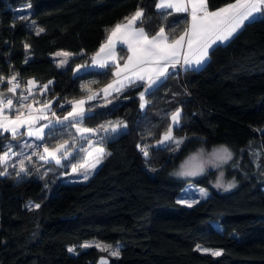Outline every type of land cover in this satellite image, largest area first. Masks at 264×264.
<instances>
[{
    "label": "trees",
    "instance_id": "obj_1",
    "mask_svg": "<svg viewBox=\"0 0 264 264\" xmlns=\"http://www.w3.org/2000/svg\"><path fill=\"white\" fill-rule=\"evenodd\" d=\"M231 1L208 0V6ZM156 3L0 0V75L18 73L19 93L30 77L40 82L39 88L52 81L34 98H53L54 110L65 113L71 106L68 101L111 78L112 65L80 72L74 67L90 60L116 22L139 7L145 13L139 24L150 34L164 27L175 37L186 29L187 12L165 19ZM25 5L27 13L22 10ZM25 15L29 19L21 20ZM37 27L45 31L37 35ZM60 49L72 52L63 67H57L54 55ZM123 54L122 49L120 59ZM143 85L113 92L115 101L96 103L85 116L83 123L91 128L116 119L127 126L113 137L104 131L98 138L89 135L106 155L87 180H69L65 173L71 159L83 155L87 140L74 126L62 125H56L52 135L49 129L38 148L43 141L48 146L68 139V159L60 165L54 160L29 165L28 174L21 177L15 174L18 168L10 167L8 175L0 176V264H96L101 254L96 246L75 254L68 251L70 245L91 238L121 244L120 256L111 257L109 264H264V136L256 126L264 117V14L246 22L228 42L214 45L198 69H183L181 74L175 70L156 84L145 93L149 103L141 109ZM10 86L7 79L0 84ZM177 107L182 120L173 131L184 136V142L177 151L154 147ZM7 137H0V154ZM218 143L236 150L235 166L228 170L236 186L227 191L216 188L215 172L209 169L194 180L208 186L211 194L191 207L177 203L187 178L171 174L172 168L199 147ZM138 144L150 146L149 157ZM88 160L86 155L79 164ZM30 203L40 207H27ZM197 244L220 247L223 254L198 251Z\"/></svg>",
    "mask_w": 264,
    "mask_h": 264
},
{
    "label": "snow or ice",
    "instance_id": "obj_2",
    "mask_svg": "<svg viewBox=\"0 0 264 264\" xmlns=\"http://www.w3.org/2000/svg\"><path fill=\"white\" fill-rule=\"evenodd\" d=\"M30 8L31 5L29 4ZM157 10L164 13V18L174 15L180 12H189L191 14L190 25L185 31L175 39L170 40L169 34L165 31L164 27H161L159 31L152 36L145 31L143 27H136L137 23H143L144 9L137 8V10L130 16L125 17V22L118 23L112 28L107 37L105 44H102L96 56L92 59V64L99 68L110 67L109 61H115V45L119 41L128 45V51L130 55L121 67L116 64V72L114 79L105 88L101 89L105 96L111 94V92L119 93L124 88L135 84L137 81H146L144 86V92L140 95V107L143 109L149 102L145 99V93L150 92L151 89L162 79H166L173 74L177 65H181L185 71L196 70L201 65L207 62L209 58V51L214 45L223 44L228 42L234 37V35L241 30L246 22L255 21L258 14H264V0H234L233 3H228L223 7L210 11L208 6V0H158L155 5ZM21 20H28L29 16H21ZM35 25V21L31 22ZM43 28H36V34L44 32ZM186 44V51H184ZM24 48L27 50L30 45L25 44ZM103 54V58H101ZM56 56L68 57L69 53H56ZM182 59V63H181ZM28 62V58L25 59V63ZM67 59H61L57 62V67H63L67 64ZM86 65H77L74 71H79ZM18 73L13 74L11 77L5 78L0 75V84L4 83L7 79V83L11 85L8 87L7 92L11 93V96L5 95L0 92V137H3L4 133H10L13 140L25 135L21 132L22 128H26V135L35 137L37 140H43L45 138L44 129H50L48 135H52L55 125H63L68 122L69 126H75L77 132L80 134L81 139L88 141L91 151L88 149H81L87 152V156L91 157L93 162L87 165V162L82 164H73L71 170L73 173L80 171L87 167L95 168L97 164L106 155L103 147H92V141L89 139V134H95L99 131L116 133L120 128L127 127L122 121L112 122L109 121L106 124L99 125L97 128L81 127L85 116L91 111V109H85L84 105L87 100L96 99L98 93H93L87 97V100H71L67 103L71 105V111L67 112L63 118L56 117L54 111L52 116L55 120H50L46 115L38 116L33 115V108L31 104L26 102L34 94V89L38 83L34 79L27 81V88L20 91L19 96L16 95L17 89H21V85L18 79ZM48 84L43 85L40 89L41 93L48 90ZM84 87V86H82ZM25 91L27 94H25ZM91 91V89H89ZM36 103H40L36 101ZM111 103V101H106ZM63 107V106H62ZM24 109H27L25 112ZM52 109V101L49 100L38 110L39 112H49ZM14 111L16 113L15 119L5 115V111ZM182 109L177 108L171 113V124L168 126L167 131L162 134L161 138L156 142L154 147H164V150H168L172 144L175 145L173 151L179 150L180 145L184 142L185 138L177 139L173 135V127H178L182 120ZM40 119L47 120L46 124L36 127V124ZM264 131V130H259ZM103 138H101V143ZM31 144H25L24 147H32ZM6 151L0 154V165H7V161L11 157H22L18 160L19 168L16 171V176L27 175V165L25 161L29 163L32 160L31 155H24L23 152L13 151V146L8 144L5 146ZM138 149L143 153L144 157H149L148 148L149 145H137ZM72 148L69 146L68 141H64L61 144L56 145L54 148L49 149L45 146L42 153L33 152L32 155H38L40 160L48 162L50 159L54 160L57 165H60L62 160L68 159L71 155ZM232 152L225 146H220L214 149L209 154L208 158H204L203 150L200 153L190 156L180 167V170L175 174L178 176H198L205 172V166L212 165L213 167H219L221 164L227 163L232 159ZM15 167V165H13ZM7 166L4 171H0V176L8 175ZM223 172L220 174V178L217 179L216 187H223L225 191L234 188L236 185L234 182L223 184L222 182ZM84 179H88V173L85 172ZM47 187V185H45ZM199 193L202 197H207L208 193L206 189H199ZM179 204H186L191 207L196 201L189 202L186 199H180L177 201ZM30 208H39V204L26 205ZM93 245L86 242L81 245L82 248L92 247ZM102 251H109L112 257L120 256V248L117 246L114 250H110L111 246L100 244L95 245ZM196 250L204 253H210L214 257H219L223 254V250H212L207 248H201L199 244L196 245ZM68 251L75 254L76 248L69 247ZM101 264H107V260L101 258Z\"/></svg>",
    "mask_w": 264,
    "mask_h": 264
},
{
    "label": "rangeland",
    "instance_id": "obj_3",
    "mask_svg": "<svg viewBox=\"0 0 264 264\" xmlns=\"http://www.w3.org/2000/svg\"><path fill=\"white\" fill-rule=\"evenodd\" d=\"M22 10L25 12V13H27V11H28V7L25 5L23 8H22ZM262 15V14H261ZM258 16V15H257ZM64 52H67V53H69V54H71L70 52H68V51H66V50H62V49H60V50H57L55 53H54V55L56 54V53H64ZM56 56V55H55ZM71 56V55H70ZM62 57V56H61ZM60 57V58H61ZM67 57H62V59H66ZM61 60V59H60ZM177 73H178V70L176 71ZM29 79H34L35 81H37L38 83L36 84V88L34 89V94L30 97L31 99H33V96L37 93V92H39L38 90H40L41 88H39L40 86H41V84H40V82L36 79V78H34V77H30ZM28 79V80H29ZM44 85H46V84H44ZM26 87H27V85H26ZM95 88H92L91 89V91H93ZM97 91V90H96ZM0 92H3V93H5V95H6V97L7 96H11L12 94L11 93H8L7 92V89H3V91H1L0 90ZM88 92H90V91H88ZM87 92V93H88ZM98 92H99V90H98ZM39 93H41V92H39ZM96 93V92H95ZM19 92L17 91V93H16V95L17 96H19ZM25 94H27V92H25ZM98 97V99L97 100H100V102L98 103V105H107V104H110V103H106V101H111V103L113 102V101H115V99H114V96L111 94L109 97H106L105 95H102L101 94V96H97ZM31 99H29L30 100V104H31V106H32V108H34V107H37L36 105H35V103L31 100ZM49 100H51L52 102H53V98H46L45 99V102H44V104L47 102V101H49ZM177 108H180V107H177ZM177 108H175L172 112H174ZM50 112V111H49ZM14 112H11V111H5V115L6 114H9L10 116H13L14 114H13ZM33 115H36V113H33ZM44 115H46L47 117H49L50 115H49V113L48 112H46V113H41L40 115H38V116H44ZM15 116L16 115H14L13 117H11V118H13V119H15ZM110 121H112V120H110ZM117 121H120V120H118V119H116V120H113L112 122H117ZM104 124V123H103ZM56 126V125H55ZM81 127H88V128H91L90 126H88L87 124H85V123H83L82 125H80ZM256 126H258V128H259V130H264V117L263 118H261V120L258 122V124L256 125ZM36 127H37V124H36ZM123 128V127H122ZM119 130H121V128L119 129ZM118 130V131H119ZM117 131V132H118ZM116 132V133H117ZM262 134H263V136H264V131H260ZM116 133H111V132H108V135L109 136H111V137H113ZM173 135L177 138V139H180V138H183L184 136H182V135H179V134H176L174 131H173ZM161 138V137H160ZM159 138V139H160ZM158 139V140H159ZM157 140V141H158ZM61 143H63V142H60L59 144H61ZM45 144H47V143H45ZM58 145V144H57ZM96 145H98V146H96ZM263 145H264V140H263ZM46 146V145H45ZM56 145H49L48 147H49V149H52V148H54ZM220 146H225V147H227L231 152H232V154H233V156H232V159L231 160H229L227 163H224V164H221L219 167H213L212 165H207L206 164V166H205V172H207L209 169H213L214 170V172H215V174H214V178H213V184L214 185H216V182H217V179L218 178H220V174H221V172H223V177H222V182H223V184H228L229 182H234L235 183V185L237 184V179L235 178V176L233 175V174H231V173H229L228 172V170L231 168V167H234L235 166V161H236V159H237V154H236V150L232 147V146H230V145H228V144H226V143H218V144H214V145H212L211 147H209V148H207V147H204V146H202V147H199L198 149H196V150H194V151H192V152H190L187 156H185L175 167H173L172 168V170H171V174H173V175H176L175 173L176 172H178L179 170H180V167H181V165L190 157V156H192V155H194V154H197V153H200L201 152V150H203V154H204V158L205 159H207L208 158V156H209V154L210 153H212L213 152V150L214 149H217V148H219ZM92 147H103L100 143H97V142H92ZM40 148H42L41 147V145H40ZM44 148V147H43ZM171 149H174L175 148V145L174 144H172L171 145V147H170ZM89 151H91V147H89ZM43 152V150H41L40 151V153H42ZM89 159H90V161L88 162V164L87 165H90L92 162H93V160H92V158L91 157H89ZM98 165V164H97ZM96 165V166H97ZM93 170H95L94 168H91V167H85V168H83V169H81L80 171H81V173H85V172H90V173H88V175L89 174H91L92 172H93ZM79 171V172H80ZM233 171V170H232ZM204 172V173H205ZM234 172V171H233ZM232 172V173H233ZM203 174V173H202ZM201 175V174H200ZM199 176V175H198ZM182 177H185V178H187V182H186V184L182 187V189L178 192V194H177V196H176V199L177 200H180V199H186V200H188L189 202H191V201H196V202H198V201H200V200H202V199H204V198H206V197H202L201 195H200V193H199V189H201V188H203V189H206V191H207V193H208V195L207 196H209L210 194H211V189L208 187V186H206V185H204V184H202V183H199V182H197V181H195L194 180V177H197V176H190V177H186V176H182ZM84 178V177H83ZM217 188V187H216ZM218 189H220V190H224V188L223 187H221V188H218ZM194 204V203H193ZM86 242H88V243H90V244H92L93 246H95L96 244H100L101 246H104V245H108V246H111V249L110 250H114L117 246H119V248H120V246H121V244L119 243V242H108V241H102V240H100V239H98V238H91V239H87V240H84L83 242H81V243H79V244H76V245H70L69 247H75L76 248V253L77 252H79L80 250H82V249H85V248H82L81 247V245H83L84 243H86ZM200 246H201V248H207V249H212V250H220L221 248L220 247H208V246H205V245H203V244H199ZM99 249V252L100 253H105V254H108L110 257H112L111 255H110V253H109V251H102L100 248H98Z\"/></svg>",
    "mask_w": 264,
    "mask_h": 264
},
{
    "label": "crops",
    "instance_id": "obj_4",
    "mask_svg": "<svg viewBox=\"0 0 264 264\" xmlns=\"http://www.w3.org/2000/svg\"><path fill=\"white\" fill-rule=\"evenodd\" d=\"M157 2H158V0H157ZM234 2V0L233 1H231V2H228V3H233ZM228 3H226V4H228ZM226 4H224V5H221V6H219V7H216V8H209V10L210 11H215L216 9H218V8H220V7H223V6H225ZM135 12V11H134ZM133 12V13H134ZM132 13V14H133ZM188 13V16H189V21H188V25H187V27H186V29L189 27V25H190V21H191V14H190V10H189V12H187ZM132 14H130V15H128V16H126V17H130ZM258 15H260V14H258ZM121 22H125V19H122V20H120V21H118V22H116L113 26H112V28H114V26L116 25V24H118V23H121ZM136 27H143L144 28V26H142L141 24H139V23H137V25H136ZM111 28V29H112ZM110 29V30H111ZM145 29V28H144ZM145 31H146V29H145ZM159 31V29L157 30V32ZM166 31V30H165ZM185 31V30H184ZM184 31H182L181 33H179L178 35H176L175 37H170V40L171 39H175V38H178ZM110 32V31H109ZM147 32V31H146ZM157 32H155L154 34H150V33H148L149 34V36H152V35H155ZM167 32V31H166ZM168 33V32H167ZM108 35H109V33L107 34V36H106V38L103 40V42L100 44V46L92 53V55H91V58H90V60L88 61V62H82V63H78V64H76L75 65V67H74V69H76V66L77 65H86V67H83V68H81L78 72H80V71H83V70H87V69H104V68H99V67H97V66H95V65H93L92 64V59H93V57L94 56H96V53L99 51V49H100V47H101V45L102 44H105L106 43V41H107V37H108ZM186 44H185V48H184V51H186ZM124 50V54H123V57L120 59V55H121V50ZM69 52V51H68ZM71 53V55H72V52H70ZM115 55H116V60L113 62V61H109V64L110 65H112V76H111V78L104 84V85H102L101 87H99V88H97V89H94L93 91H90V92H88L87 94H85V95H83V96H81L80 98H78V99H75V100H80V99H85V100H87V97L89 96V95H92L93 93H98V95H103L104 93L102 92V91H100L101 89H103V88H105L108 84H110L114 79H116V77L114 76V73L116 72V64H119L121 67L123 66V64L125 63V61L127 60V57L130 55V53H129V51H128V45L127 44H123V43H121V42H119V41H117L116 42V45H115ZM59 60L60 59H62V57L61 56H56ZM61 57V58H60ZM70 58V55L66 58L67 60ZM101 58H103V54H102V56H101ZM181 63H182V59H181ZM181 67V65H177V67H176V71L179 69ZM183 68V67H182ZM184 69V68H183ZM174 70V71H175ZM75 72H77V71H75ZM163 80V79H162ZM161 80V81H162ZM160 82V81H159ZM158 82V83H159ZM145 84L146 83V81H137L135 84ZM157 83V84H158ZM3 89L4 88H1L0 87V90L1 91H3ZM5 89H8V87L7 88H5ZM97 90V91H96ZM98 90H99V92H98ZM145 90V89H144ZM144 90H142V92H144ZM26 92V91H25ZM113 92H111V94H112ZM110 94V95H111ZM97 95V96H98ZM110 95H108V96H106V97H109ZM32 98V97H31ZM31 98H29V99H31ZM47 97H44L41 101H39L40 103H36V101H38V100H36L35 98H34V96H33V99H31L34 103H35V105L37 106V107H34L33 108V113H36V115H40L42 112H39V111H35V110H38V109H40L41 107H42V105L44 104V102H45V99H46ZM146 99V98H145ZM100 102V100H97V99H93V100H87V102H86V104L84 105V107H85V109L87 110V109H93L94 108V105L96 104V103H99ZM27 104H30V100H28L27 102H26ZM24 111L26 112L27 111V109H24ZM52 111H54L55 112V114H56V117H60V118H63V116H65L66 114H67V112H69V111H71V106H70V108H69V110H67V111H65V113H57L55 110H54V108H53V102H52V109H51V111L50 112H48L49 113V117H48V119H50V120H55V117H53L52 116ZM14 115H16V113L14 112L13 113ZM7 116H10L9 114H6ZM13 115V116H14ZM13 116H10V117H13ZM48 121L47 120H44V119H40L39 121H38V123H37V127H39L40 125H43V124H46ZM256 124V123H255ZM57 125H60V124H57ZM62 126H69L68 125V122H65V124H63ZM74 128H75V131H76V133L78 134V135H80L78 132H77V130H76V127L74 126ZM49 129L48 128H46V129H44V131H45V133L48 131ZM26 131H27V129L26 128H22L21 129V132H24L25 133V135H22V136H20V137H18L16 140H13L12 139V137H11V134L10 133H7L8 134V137H7V139L5 140V146L6 145H8V144H11L12 146H13V151H15V152H23L24 153V155H31L32 156V160H31V162L29 163L28 161H25V163H26V165H27V170L29 171L30 169H28L29 168V165H32V166H36V167H39V166H43L45 163L47 164V162H45V161H43V160H40L39 159V156L38 155H32V153L33 152H37V153H40V151H41V149L40 148H38V143H39V141L40 140H37L35 137H30V136H27L26 135ZM90 135V134H89ZM64 141H68L69 142V145H70V141L68 140V139H64V140H61V141H57L56 142V144H54V145H57V144H59L60 142H64ZM31 144V145H33L32 147H24V145L25 144ZM48 146H49V144H48ZM47 146V147H48ZM79 146V145H78ZM96 146H98V145H96ZM89 144H88V141L86 142V144L82 147V149H88L89 150ZM7 149H6V147L4 148V150L2 151V153L4 152V151H6ZM1 153V154H2ZM72 153V152H71ZM83 155L79 158V160H72L71 159V162H69V166H68V171H66L65 173H67V174H69V180H76V179H82L83 177H84V174L85 173H81V171L79 172H76V173H73L72 172V170H71V167H72V165L73 164H79L80 163V159H83V157L85 158L86 157V155H87V152H85V151H83V153H82ZM70 157V156H69ZM88 157V156H87ZM22 157H11V159L10 160H8L7 161V165H5V167L7 166V169L8 168H10V167H13V165H15V167L16 168H19V164H18V160L19 159H21ZM51 160V159H50ZM90 161V159L88 160V162ZM88 162H87V164H88ZM14 167V168H15ZM32 168V167H31ZM95 169V168H94ZM88 173H90V172H88Z\"/></svg>",
    "mask_w": 264,
    "mask_h": 264
},
{
    "label": "water",
    "instance_id": "obj_5",
    "mask_svg": "<svg viewBox=\"0 0 264 264\" xmlns=\"http://www.w3.org/2000/svg\"><path fill=\"white\" fill-rule=\"evenodd\" d=\"M101 258L106 259L107 260V264H109L111 262V257L108 254L101 253L97 257L96 264H101Z\"/></svg>",
    "mask_w": 264,
    "mask_h": 264
},
{
    "label": "built area",
    "instance_id": "obj_6",
    "mask_svg": "<svg viewBox=\"0 0 264 264\" xmlns=\"http://www.w3.org/2000/svg\"><path fill=\"white\" fill-rule=\"evenodd\" d=\"M183 72V68L182 67H180L179 69H178V73H182ZM18 79H19V82H20V78L18 77ZM21 83V82H20ZM99 125H96V126H94V128H97ZM102 132L103 131H99V132H97V133H95L94 135V137L95 138H98L101 134H102ZM41 147L43 148V147H45V142L43 141V142H41Z\"/></svg>",
    "mask_w": 264,
    "mask_h": 264
}]
</instances>
